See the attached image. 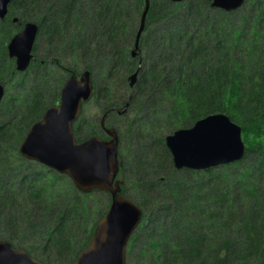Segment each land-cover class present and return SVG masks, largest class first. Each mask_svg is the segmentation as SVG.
<instances>
[{"label":"trees","instance_id":"obj_1","mask_svg":"<svg viewBox=\"0 0 264 264\" xmlns=\"http://www.w3.org/2000/svg\"><path fill=\"white\" fill-rule=\"evenodd\" d=\"M144 9L145 0H11L0 20V241L44 264H74L106 215L109 195L83 194L20 154L68 79L89 71L95 93L74 135L78 143L108 140L105 114L106 128L118 134L121 194L144 216L126 264H264V0H248L249 16L241 18L208 0H150L133 58ZM178 15L186 19L180 37L157 39L159 58L141 64L152 49L150 31ZM28 23L39 33L21 74L7 48ZM214 114L242 128L245 158L175 170L166 137Z\"/></svg>","mask_w":264,"mask_h":264},{"label":"water","instance_id":"obj_2","mask_svg":"<svg viewBox=\"0 0 264 264\" xmlns=\"http://www.w3.org/2000/svg\"><path fill=\"white\" fill-rule=\"evenodd\" d=\"M184 2L185 0H177ZM11 0H0V20L8 13ZM246 0H212V8L234 12ZM150 0H145L140 28L132 57L139 55V42L145 30ZM17 19L14 20V23ZM39 33V25L28 23L15 35L8 54L15 60L17 72L24 73L33 60V49ZM141 68L130 78V88L137 82ZM95 89L90 72L73 75L64 85L59 104L48 109L42 119L30 129L20 147L22 157L67 176L75 188L90 194L102 191L110 195L111 204L106 215L99 221L88 246L79 254L74 264H126L127 247L143 221V211L131 200L122 196V183L117 180L120 172L119 141L114 129L102 127L109 140L91 138L78 143L74 135L75 122L80 118L83 104L89 102ZM5 95L0 86V104ZM127 103L123 112L129 108ZM122 114V110H117ZM206 121L216 128L213 139H201L196 134L203 130ZM237 131L239 137H237ZM188 133L193 135L189 136ZM243 130L225 114H214L197 121L189 129H180L165 139L175 170L206 171L241 162L246 156ZM178 140L197 143L192 150L178 152ZM0 264H44L32 258L25 250L14 248L7 241H0Z\"/></svg>","mask_w":264,"mask_h":264},{"label":"rangeland","instance_id":"obj_3","mask_svg":"<svg viewBox=\"0 0 264 264\" xmlns=\"http://www.w3.org/2000/svg\"><path fill=\"white\" fill-rule=\"evenodd\" d=\"M241 18L243 17V13L242 14H238L236 15V18ZM174 19H176L174 22H168V21H160L161 23L159 24H156L157 25V30L155 31H150L152 33V35L154 36L153 38H150L151 40H153V42L150 44L152 49L148 50V52H146L145 54L143 55H140L141 56V59H142V63L144 62V59H147V58H159V54L156 53V44L159 43V38H172L173 40H177L180 36L178 35L179 32H181V30L183 29V26H184V20L185 17L184 15H178L177 17H174ZM183 19V20H182ZM168 29L170 31H166L165 33V30ZM178 29V31H176L175 33H172V30H176ZM162 32V33H161ZM170 33V34H169ZM158 39V40H157ZM139 56V57H140ZM140 68L142 69L141 65H140ZM136 85V84H135ZM134 85V86H135ZM129 107H130V104H129ZM125 110V109H124ZM124 110H122V113H126V112H123ZM140 156V155H139ZM12 180V179H11ZM9 181V180H8ZM7 188H12V185L9 184L7 186ZM163 188V187H162ZM170 186L168 184L165 185L164 187V191H170ZM102 197L104 200H108V194L107 193H103L102 194ZM142 224V223H141ZM139 229V228H138Z\"/></svg>","mask_w":264,"mask_h":264},{"label":"snow or ice","instance_id":"obj_4","mask_svg":"<svg viewBox=\"0 0 264 264\" xmlns=\"http://www.w3.org/2000/svg\"><path fill=\"white\" fill-rule=\"evenodd\" d=\"M216 128L210 121H206L205 126H203V130L198 132L196 135L201 139H213L216 136ZM189 136L193 135L192 133H188ZM237 137H239V132L237 131ZM200 146L197 143L185 142L182 140H178L176 144V148L178 152H184L188 150H192L195 147Z\"/></svg>","mask_w":264,"mask_h":264},{"label":"flooded vegetation","instance_id":"obj_5","mask_svg":"<svg viewBox=\"0 0 264 264\" xmlns=\"http://www.w3.org/2000/svg\"><path fill=\"white\" fill-rule=\"evenodd\" d=\"M172 2H174V3H183V2H178L177 0H171ZM209 1V3H210V7L212 8V0H208ZM247 7H248V0H246V3L241 7V8H239V9H237L236 11H234V12H231L232 13V15L233 16H235L236 17V15H240V14H242L243 13V17L244 16H246V14L248 13V16H249V12L247 11ZM213 9V8H212ZM220 11H223V10H220ZM223 12H225V11H223ZM226 13V12H225ZM227 14H230V13H227ZM28 70V69H27ZM18 73H20V72H18ZM25 73V72H24ZM21 74H23V73H21ZM5 88V87H4ZM5 93H6V90H5ZM5 96V95H4ZM81 116V115H80ZM80 119V118H79ZM79 119L75 122V124L79 121ZM101 127H102V123H101ZM102 129H103V127H102ZM104 131V130H103ZM76 139V138H75ZM21 154V153H20Z\"/></svg>","mask_w":264,"mask_h":264},{"label":"bare ground","instance_id":"obj_6","mask_svg":"<svg viewBox=\"0 0 264 264\" xmlns=\"http://www.w3.org/2000/svg\"><path fill=\"white\" fill-rule=\"evenodd\" d=\"M32 128V127H31ZM29 133V132H28ZM95 232V231H94Z\"/></svg>","mask_w":264,"mask_h":264}]
</instances>
